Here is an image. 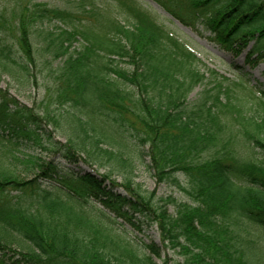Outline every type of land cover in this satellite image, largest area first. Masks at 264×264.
Listing matches in <instances>:
<instances>
[{
  "label": "trees",
  "instance_id": "1",
  "mask_svg": "<svg viewBox=\"0 0 264 264\" xmlns=\"http://www.w3.org/2000/svg\"><path fill=\"white\" fill-rule=\"evenodd\" d=\"M6 1L0 80L29 82L42 66L51 83L41 111L0 86V264H159L157 243L121 229L141 218L187 262L264 264V88L213 71L208 79L196 54L135 0ZM155 1L237 54L250 45L249 62L264 57V0ZM55 21L69 28H42ZM144 157L158 182L191 202L134 184ZM94 202L101 217L90 213Z\"/></svg>",
  "mask_w": 264,
  "mask_h": 264
},
{
  "label": "rangeland",
  "instance_id": "2",
  "mask_svg": "<svg viewBox=\"0 0 264 264\" xmlns=\"http://www.w3.org/2000/svg\"><path fill=\"white\" fill-rule=\"evenodd\" d=\"M39 2H46L51 6H71L75 0H35ZM147 11L151 12L159 21L162 23L173 35L179 38L196 56L200 59L199 68L206 74L208 79L212 76V71L217 78L224 79L228 78L230 81L238 82L240 81V76L243 77L245 84L249 87L258 91L264 88V57L258 58V55L254 54L251 58L253 61H248V48L240 53H235L233 50L225 48L221 43H219L216 38H214L213 33L202 26L200 23L185 24L180 19L174 17L167 10H165L161 5H159L155 0H135ZM7 1L0 0V7L4 6ZM50 28L52 30L58 31L62 28H69L66 24L60 21H55L51 23H45L42 28ZM81 40L79 39L74 43V47H80ZM35 78H31L29 82L23 83L22 81L11 77L9 74L2 75L0 80V86L7 89L10 94L15 96L21 103L26 104L30 107L35 108L37 111H41L43 106L50 101L49 96L46 94V87L51 83V78L49 73L45 68L42 70V66L37 68L35 71ZM246 85V86H247ZM206 86L209 88L211 84L207 80ZM204 87V85L197 86L191 93V99L196 96V94ZM250 100V106H252V111L249 114H253L256 110L257 104L254 100ZM54 108V106H52ZM62 141L65 137H60ZM237 148L240 150L244 149V144H237ZM25 152H31L35 155L41 157L42 159H48L52 154L46 152H40L38 149L31 148L24 150ZM258 152H262L260 149H256ZM258 158L263 159V152L258 155ZM137 160L134 164V170L132 172L133 182L136 185L146 191L147 193H153L155 199L167 198L172 196L181 201L191 202L189 197L180 190L177 186L171 184V182H158L153 176V173L147 167L148 158ZM87 171H92L94 173L103 174L108 171V168L103 167H89L83 162L75 167H80ZM112 178L118 182H122L123 177L121 174L114 173ZM96 205L90 209V213L94 216L101 217L100 210L104 208L97 202ZM169 210L172 212L174 206L169 204ZM106 211V210H105ZM121 222L120 219L117 220ZM120 225V224H119ZM118 223L115 227L119 226ZM114 226V225H113ZM122 230H126L127 236L132 238L138 244L142 245L144 243H149L154 241L157 243L161 249L160 257L154 256V260L161 264L164 259L168 260V264H193L187 262L184 254L181 252L180 247L172 248L170 246H165L161 242L160 231L158 227L145 218H141L138 228H133L128 223H124ZM262 251H264V239L262 240Z\"/></svg>",
  "mask_w": 264,
  "mask_h": 264
}]
</instances>
